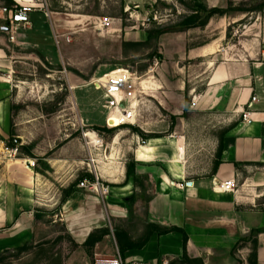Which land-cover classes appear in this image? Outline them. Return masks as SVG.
Segmentation results:
<instances>
[{
  "label": "crops",
  "instance_id": "obj_1",
  "mask_svg": "<svg viewBox=\"0 0 264 264\" xmlns=\"http://www.w3.org/2000/svg\"><path fill=\"white\" fill-rule=\"evenodd\" d=\"M14 1L21 3L22 0ZM207 2H212L210 7L224 8L223 0ZM216 2L219 5H213ZM227 19L233 18L219 16L220 25L216 28H221ZM211 20L214 18H209L203 27L174 33L176 39H181L176 55L170 54L167 44L162 43V38L168 40L169 35L160 37L161 57L157 60L153 87L147 95L151 102L144 97L140 100V117L135 125L145 136L132 131L134 125H126L123 141L120 142L122 137H119L117 142L120 155H129L135 163V173L150 182V195L143 207L144 223L174 226L182 231L152 234L143 247L123 253L127 262L172 264V260L185 253L189 258L202 259L203 264H213L218 254L231 250L251 235L253 262L264 264V203L260 204L264 190V46L260 42L224 46L221 40L215 39L221 44L219 49L213 47L211 37L210 40L203 38V42L189 43L191 38L186 34L206 30ZM219 33L220 39L224 38V30ZM234 46L235 53L229 54L228 50ZM3 55L4 48H0V62ZM218 58L220 61H216ZM196 66L198 73H187ZM140 81L144 95L149 82L141 78ZM252 95L257 101L248 108ZM185 96L197 100V103L192 101L195 107L188 113L205 114L202 121L183 119ZM6 98L7 93L0 95V108H3V111L0 109V129L9 125L3 117L9 107ZM208 102L212 103L209 107L206 106ZM198 103L204 106H196ZM242 111L249 112L250 122L241 120ZM163 112L175 122H167ZM107 124L112 127L117 122L109 116ZM117 139L115 136L110 145H117L114 143ZM71 141L61 149L67 150ZM222 143L226 144L224 149L220 148ZM46 152L21 159L23 163L18 159H1L0 231L15 238L24 228L30 233L37 213L52 208L44 199L50 194V188L55 192V199H59L55 212L59 213L69 236L83 243L93 230L109 226L113 254L116 244L113 228L126 231L115 224L123 223L129 216L124 199L138 192L135 182L126 180V159L119 157L116 163L109 157L108 167L117 169V173H105L104 177L100 174L109 186L104 212L103 205L99 204L102 197L78 187L69 189L75 176L78 178L86 173L79 164L82 160L73 155H48ZM29 161H33V166H27ZM97 163L99 165L100 161ZM98 165L97 170H101L103 167ZM228 179L239 183L234 191L215 190L219 183ZM110 219L114 220L112 228ZM182 233L186 235L184 246Z\"/></svg>",
  "mask_w": 264,
  "mask_h": 264
},
{
  "label": "rangeland",
  "instance_id": "obj_2",
  "mask_svg": "<svg viewBox=\"0 0 264 264\" xmlns=\"http://www.w3.org/2000/svg\"><path fill=\"white\" fill-rule=\"evenodd\" d=\"M10 1L11 3L9 0H0V48H4L5 52L3 61L0 62V95L7 93L6 99L9 101L8 112L3 115L9 125L5 129H0V153L4 147L17 146L16 159L22 163L21 159H28L35 153L47 151L48 155H73L74 158L82 160L79 164L83 165L88 147L82 134L90 130L102 139L97 156V160L100 161L98 166L103 167L98 170L99 175L104 177L105 173H117V169L108 167L109 157L116 163L119 157L126 159V162L131 160L127 154L120 155L117 143L119 137H122L120 142L123 141L122 133L125 127L106 126L103 101L100 92L94 90L91 85L92 79L112 70L127 69L141 80H148L149 88L144 95L142 90L141 96L150 103L147 95L155 80L153 76L156 75L157 60L161 57L160 37L163 34L157 38L148 37V32L154 31L157 27L184 23L192 14L195 4L201 3L209 8L212 2L210 4L207 0H42L50 12L49 18L39 10L32 11L31 27L19 29L14 40H10L4 29L7 26L5 15L1 12L3 7L19 5L14 0ZM23 2L22 0L21 3ZM33 2L36 3V0ZM223 2L224 8L221 9L227 10L225 15L233 19H227L221 24V28H216L220 25L219 15H213L214 21L211 20L206 30L186 34L191 38L189 43L203 42V38L210 40L211 37L213 47L219 49L221 44L229 46L237 42L245 46L252 42L256 44L260 42L264 46V0ZM215 4L219 5L217 2L213 5ZM104 20L107 25L101 26L100 23ZM173 29L175 30L164 33L169 35V38L168 40L162 38V43L167 44L170 54L176 55L181 39H176L173 34L188 28ZM53 30L58 34L70 33V41L63 42L57 49L52 39ZM219 30H224L222 39ZM215 39L221 40V44ZM228 53H235V46L229 49ZM216 61H220V58ZM193 69L187 73L199 72L197 66ZM194 100L193 97L185 96L182 116L185 121L195 119L202 121L205 117V114L188 113L189 109L195 107L192 102ZM195 101L197 103V100ZM211 104L208 102L206 106L209 107ZM196 106L204 105L198 103ZM0 109L3 111V108ZM162 116L167 122H175V119L167 116L165 112ZM133 127L132 131L142 132L139 127L135 125ZM115 136L118 137L114 142L117 145L113 147L110 144ZM68 141L72 144L67 150H62L61 147L66 146ZM1 159L2 155L0 168L3 165ZM27 166H30L28 162ZM141 178L143 179L135 183L138 188V192L134 193L136 209L132 208V214L123 223L115 222L126 229L134 239H139L144 232L143 207L150 195V182L144 176ZM72 181H77L76 176ZM235 184L237 186L239 183ZM49 191L50 194H46L44 199L50 202L52 208L37 213L38 218L35 226L30 228V233L24 228L15 238L0 231V264H95L97 261L112 258L114 244L111 239L112 232L89 249L82 243L75 242L69 236V232H66L59 213L55 212L59 199H55L53 190L49 188ZM261 193L260 204H263L264 190ZM103 201L99 204L100 207L103 205L104 211L106 201L105 199ZM110 221L112 228L114 220ZM24 244L26 249L17 250ZM214 259L213 264H253V238L251 235L245 237L231 250L218 254ZM171 262L203 264L200 258L186 260L183 256Z\"/></svg>",
  "mask_w": 264,
  "mask_h": 264
},
{
  "label": "built area",
  "instance_id": "obj_3",
  "mask_svg": "<svg viewBox=\"0 0 264 264\" xmlns=\"http://www.w3.org/2000/svg\"><path fill=\"white\" fill-rule=\"evenodd\" d=\"M39 10L43 13L46 18H49L50 12L46 8V3L42 0H36L34 6L21 5L6 8H1V12L5 15L4 20L6 21V33L10 40H14L15 34L19 29H29L31 27L30 13L32 11ZM101 26L107 25L104 20ZM70 33L58 34L56 31H52V39L55 47L58 49L63 42L68 43L71 39ZM63 71L65 69L63 68ZM140 77L135 73L130 72L127 69H120L116 72H110L104 74L101 77L94 78L91 81V85L94 90L100 92L102 98V108L105 110V124L107 126L108 117L110 114H114L117 119L118 126L126 125H137L138 119L140 117L139 105L141 96V85L139 81ZM257 101L255 95H252L247 107L250 108L252 103ZM136 102V104H135ZM241 120L243 122H250L249 112H241ZM108 127V126H107ZM112 128V127H108ZM83 133V138L86 139L85 145L89 147L88 154L83 162L84 171L89 173L93 178L88 180L86 178L80 180L77 184L78 188L88 189L95 195L102 197L103 199L109 192L108 184L104 183L101 176L97 170V156L95 152L102 145V139L95 134V141H92L89 136H85ZM91 149V150H90ZM18 147H4L0 153L3 159L14 160L17 157ZM30 166L33 165V161H29ZM181 186V185H180ZM236 188L234 179H228L219 183L215 190L218 192H232ZM111 230V229H110ZM95 264H141L139 261L132 260L127 262L123 256L120 254L116 244L114 245V253L112 258L105 261H97Z\"/></svg>",
  "mask_w": 264,
  "mask_h": 264
},
{
  "label": "trees",
  "instance_id": "obj_4",
  "mask_svg": "<svg viewBox=\"0 0 264 264\" xmlns=\"http://www.w3.org/2000/svg\"><path fill=\"white\" fill-rule=\"evenodd\" d=\"M9 2L11 3L10 0H9ZM8 8H11V6H9ZM192 11H193L192 14L189 16V18H187L185 20L184 23H179L175 26H169V27H157L154 31L152 30V31L148 32V37L154 36L157 38L166 32H169L171 30H175L173 28H178V27L181 28V30H183V28L203 27L207 23L209 18H211L213 15L217 14L219 16H222V15L227 14V12H228L227 10L221 9L218 7L207 8L205 5H203L201 3L195 4ZM132 128H134V127H132ZM138 133H140L141 135L143 134L140 131ZM142 136H145V135H142ZM149 136H151V135H149ZM225 147H226L225 143H222L220 146L221 149H224ZM125 177H126V180L132 179L135 183L140 181L141 179H143L135 173V163H134L133 159H131L125 163ZM84 178H86L88 180H92L93 177L87 172L83 173L77 178V181H75L74 183L71 184L69 189L72 187H77L78 182ZM124 201H125V204L128 208V213H129V215H131L133 205L136 201V196L134 195V193H132L131 195L127 196L124 199ZM144 228H145L144 232L139 239H132L127 234V232L124 231L123 229H120L118 227L113 228V236L115 238L116 245L119 249V252L122 256L126 250L139 249V248L143 247L146 244V242L149 240L150 236L154 233L157 235H163V234H167V233L172 232V231L182 232L181 229H179L177 227L162 226V225H159L157 223H153V222H149V221H146V223H144ZM109 234H110V231H109L108 227H101V228L95 229L88 234L87 238L82 243V245L85 246L87 249L92 248L94 246V244L98 243L99 241L102 240L103 237H105L106 235H109ZM182 234H183L182 238H183V246H184L185 241H186V235L184 233H182ZM24 249H26L25 244L17 248V250H19V251H22ZM182 256L186 260H189V258L187 259V255L185 253H183ZM253 264H254V262H253Z\"/></svg>",
  "mask_w": 264,
  "mask_h": 264
},
{
  "label": "bare ground",
  "instance_id": "obj_5",
  "mask_svg": "<svg viewBox=\"0 0 264 264\" xmlns=\"http://www.w3.org/2000/svg\"><path fill=\"white\" fill-rule=\"evenodd\" d=\"M19 4H21V5H29V6H34L35 5V3L33 2V0H24V2L23 3H19ZM118 70H120V69H118ZM118 70H113V71H111V72H116V71H118ZM141 81H140V85H141ZM135 104H136V102H135ZM110 117L113 119V121L114 122H117V119H116V117H115V115L114 114H110ZM86 134H85V136H89L90 138H91V140L92 141H94V142H96L95 141V133L94 132H90V131H86L85 132ZM15 160V159H14ZM12 161V160H11Z\"/></svg>",
  "mask_w": 264,
  "mask_h": 264
},
{
  "label": "water",
  "instance_id": "obj_6",
  "mask_svg": "<svg viewBox=\"0 0 264 264\" xmlns=\"http://www.w3.org/2000/svg\"><path fill=\"white\" fill-rule=\"evenodd\" d=\"M4 29H7V28H4ZM188 184H190V183L188 182Z\"/></svg>",
  "mask_w": 264,
  "mask_h": 264
}]
</instances>
